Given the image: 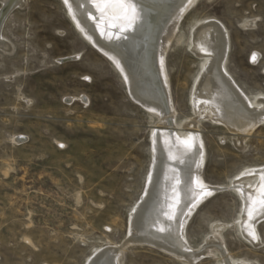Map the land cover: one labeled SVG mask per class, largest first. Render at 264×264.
<instances>
[{
    "label": "rangeland",
    "instance_id": "1",
    "mask_svg": "<svg viewBox=\"0 0 264 264\" xmlns=\"http://www.w3.org/2000/svg\"><path fill=\"white\" fill-rule=\"evenodd\" d=\"M201 19L227 30L226 68L237 87L249 96L264 93V0H198L165 56L180 122L192 116L189 99L200 66L188 36ZM251 21L253 27H242ZM77 31L63 0H22L1 24L12 49L0 51V264H86L96 248L121 246L145 188L155 118ZM197 126L208 184H225L246 167L264 164V125L242 150L224 126ZM239 206L227 190L206 199L186 225L187 243L198 247L212 223L227 224L222 236L229 253L264 264V222L258 225L263 245L250 247L233 223ZM120 258V264H181L147 245H128ZM211 258L195 264H216Z\"/></svg>",
    "mask_w": 264,
    "mask_h": 264
},
{
    "label": "bare ground",
    "instance_id": "2",
    "mask_svg": "<svg viewBox=\"0 0 264 264\" xmlns=\"http://www.w3.org/2000/svg\"><path fill=\"white\" fill-rule=\"evenodd\" d=\"M197 1L63 0L77 33L108 59L131 99L155 118L150 130V169L142 196L130 211L128 236L121 246L96 248L86 264H120L128 245L156 248L181 264L209 257L216 264H257L234 257L225 248L222 233L227 224L212 223L210 234L198 247H191L185 238L186 225L197 208L212 195L227 190L240 201L233 222L238 236L255 249L263 245L258 225L264 222V164L246 167L220 185L208 184L202 176L206 152L197 131L201 121L224 126L237 137L232 141L239 150L264 125V93L249 96L227 72L229 35L217 20H195L190 26L188 46L200 66L189 99L191 118L178 121L171 100L165 56L180 21ZM0 2L1 28L22 0ZM253 26V21L242 25ZM11 49L0 35V51L8 54ZM253 56L251 63L256 64L258 57ZM14 140L22 141L19 136Z\"/></svg>",
    "mask_w": 264,
    "mask_h": 264
},
{
    "label": "snow or ice",
    "instance_id": "3",
    "mask_svg": "<svg viewBox=\"0 0 264 264\" xmlns=\"http://www.w3.org/2000/svg\"><path fill=\"white\" fill-rule=\"evenodd\" d=\"M65 2L67 3L68 2V0H65ZM130 7H131V5H130ZM135 10H134V8H133V12H134ZM133 20L135 19V15H133ZM253 59H255V56H253Z\"/></svg>",
    "mask_w": 264,
    "mask_h": 264
},
{
    "label": "water",
    "instance_id": "4",
    "mask_svg": "<svg viewBox=\"0 0 264 264\" xmlns=\"http://www.w3.org/2000/svg\"><path fill=\"white\" fill-rule=\"evenodd\" d=\"M108 60V59H107ZM129 95V94H128ZM129 97H130V95H129ZM131 98V97H130ZM140 106V105H139ZM141 107V106H140ZM142 108V107H141Z\"/></svg>",
    "mask_w": 264,
    "mask_h": 264
}]
</instances>
